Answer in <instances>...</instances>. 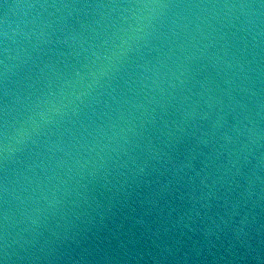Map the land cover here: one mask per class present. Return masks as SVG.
<instances>
[{"label": "water", "instance_id": "water-1", "mask_svg": "<svg viewBox=\"0 0 264 264\" xmlns=\"http://www.w3.org/2000/svg\"><path fill=\"white\" fill-rule=\"evenodd\" d=\"M258 264L262 0H0V257Z\"/></svg>", "mask_w": 264, "mask_h": 264}, {"label": "clouds", "instance_id": "clouds-1", "mask_svg": "<svg viewBox=\"0 0 264 264\" xmlns=\"http://www.w3.org/2000/svg\"><path fill=\"white\" fill-rule=\"evenodd\" d=\"M9 259V253H8V245L5 241L3 246V256L0 257V264H7ZM255 259L258 261V264H264V255H257Z\"/></svg>", "mask_w": 264, "mask_h": 264}, {"label": "snow or ice", "instance_id": "snow-or-ice-1", "mask_svg": "<svg viewBox=\"0 0 264 264\" xmlns=\"http://www.w3.org/2000/svg\"><path fill=\"white\" fill-rule=\"evenodd\" d=\"M262 2H264V0H262Z\"/></svg>", "mask_w": 264, "mask_h": 264}]
</instances>
